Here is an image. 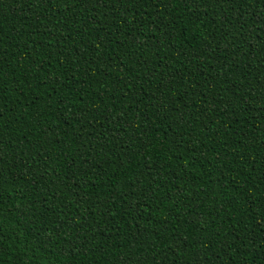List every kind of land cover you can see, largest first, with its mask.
Here are the masks:
<instances>
[{"label":"trees","instance_id":"16d2710c","mask_svg":"<svg viewBox=\"0 0 264 264\" xmlns=\"http://www.w3.org/2000/svg\"><path fill=\"white\" fill-rule=\"evenodd\" d=\"M0 264H264V0H0Z\"/></svg>","mask_w":264,"mask_h":264}]
</instances>
